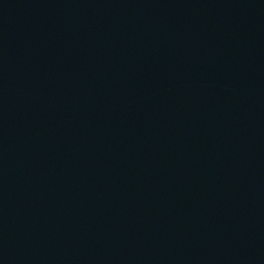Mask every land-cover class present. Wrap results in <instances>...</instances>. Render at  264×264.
I'll return each instance as SVG.
<instances>
[{"label": "water", "instance_id": "1", "mask_svg": "<svg viewBox=\"0 0 264 264\" xmlns=\"http://www.w3.org/2000/svg\"><path fill=\"white\" fill-rule=\"evenodd\" d=\"M0 264H264V0H0Z\"/></svg>", "mask_w": 264, "mask_h": 264}]
</instances>
